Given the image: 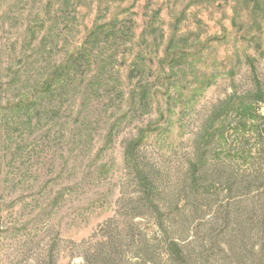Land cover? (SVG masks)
Listing matches in <instances>:
<instances>
[{"label": "rangeland", "instance_id": "rangeland-1", "mask_svg": "<svg viewBox=\"0 0 264 264\" xmlns=\"http://www.w3.org/2000/svg\"><path fill=\"white\" fill-rule=\"evenodd\" d=\"M0 264H264V0H0Z\"/></svg>", "mask_w": 264, "mask_h": 264}, {"label": "trees", "instance_id": "trees-1", "mask_svg": "<svg viewBox=\"0 0 264 264\" xmlns=\"http://www.w3.org/2000/svg\"><path fill=\"white\" fill-rule=\"evenodd\" d=\"M99 29H102V28H96L94 30V32H92V36L95 35ZM260 98H262L261 95H260ZM246 111H249V109L246 110ZM149 132H150L149 129L141 130L140 133H139V136L137 137V139L132 141L131 143H129L128 148H127V158H128V160H131V161L135 160L136 151L144 143L146 137L149 135ZM170 248L174 252H177V250H178L177 245L174 244V243L170 244Z\"/></svg>", "mask_w": 264, "mask_h": 264}]
</instances>
